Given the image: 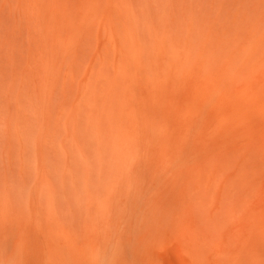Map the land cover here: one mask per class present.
Returning <instances> with one entry per match:
<instances>
[{"label":"bare ground","instance_id":"1","mask_svg":"<svg viewBox=\"0 0 264 264\" xmlns=\"http://www.w3.org/2000/svg\"><path fill=\"white\" fill-rule=\"evenodd\" d=\"M1 216L67 244L0 264H141L177 218L264 264V0H0Z\"/></svg>","mask_w":264,"mask_h":264},{"label":"rangeland","instance_id":"2","mask_svg":"<svg viewBox=\"0 0 264 264\" xmlns=\"http://www.w3.org/2000/svg\"><path fill=\"white\" fill-rule=\"evenodd\" d=\"M186 205L187 204H185L183 206L180 205L181 206L180 208L183 211H186L187 210ZM1 219H2V216L0 218V221H1V223H0V230H1L0 231V233H1L0 239L2 238L0 240V244H4V245L8 244L7 246H12V247L13 246L14 247H16V246L53 247V246L58 245V246H64V248L67 244L65 237H64V244L61 245L60 243L63 242V241L61 242V239H54L52 237H51L52 238L51 239V238H48L49 236L47 237V235L46 236L42 235L40 233L42 226H40L36 220H31L30 217H26L24 220H21V221H17V220L13 221V220L8 219L11 221L10 224H9L8 220L3 219L4 221L5 220L7 221V223L5 224L4 221H2ZM172 220L171 221H169V220L164 221L165 222L164 228L166 229V232L168 231L166 234L167 237L163 238L160 235H158L157 238H155L151 241L145 240L142 243L143 246H142V244L141 245L136 244L134 246H125L121 250L126 252L129 256H132V257L137 255L140 258V260H142L141 264H195V263L196 264H199V263L200 264H225L226 260H224L225 259L224 255H223V258H224L223 259L216 254V250L214 248H217V246H215V245L211 247V249L209 250L210 251L209 253L205 254V252H207V251H205V252L203 251V253L205 255V256H203V257H205V260L202 257L203 258L202 260H204L203 263H202L200 256H199V258L201 261H197L195 258H197L198 260H199V258L196 256H193V255L196 254V252L199 253L198 250L195 252V250L192 249L189 246V244L186 245V242L184 241V237L181 236V233H180L181 230H185V229L187 230V227H188L187 225L189 223V220H187L186 218H184V219L183 218L182 219L177 218V220L176 219H174V221H172ZM29 221H32V222L30 223ZM130 222L131 221H127L123 226L124 227L128 226L130 224ZM153 222H154L153 219L148 220L147 223H145L143 221H138L137 225L143 226V230H147L150 226L153 227V225L155 223V222L154 223ZM183 224H185L186 226ZM3 225H6V227ZM39 226L41 228H38ZM189 227H190V224H189ZM2 228H3V230H5L4 232L8 231L5 235L6 237H4V235H3L4 232H2L3 231ZM155 228H160V226L158 225V227H154V229ZM188 230H189V228H188ZM35 231L36 232L38 231V232L36 233ZM3 238H5V241ZM6 240H8V241H6ZM224 241H226L224 238H223L222 242L218 241V243L223 247V249L226 248V245L228 244L227 241H226V243H224ZM222 243H224V244H222ZM222 254H224V253H222ZM201 255H202V253H201ZM192 256H193V258H192ZM149 258H151V259H149ZM143 259H144V261H143ZM205 261H207V262H205Z\"/></svg>","mask_w":264,"mask_h":264}]
</instances>
